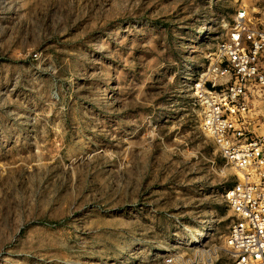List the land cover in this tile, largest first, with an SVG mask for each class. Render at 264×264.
<instances>
[{
	"label": "rangeland",
	"instance_id": "374dc122",
	"mask_svg": "<svg viewBox=\"0 0 264 264\" xmlns=\"http://www.w3.org/2000/svg\"><path fill=\"white\" fill-rule=\"evenodd\" d=\"M243 4L0 0V264H233L192 83Z\"/></svg>",
	"mask_w": 264,
	"mask_h": 264
},
{
	"label": "built area",
	"instance_id": "2783aa9c",
	"mask_svg": "<svg viewBox=\"0 0 264 264\" xmlns=\"http://www.w3.org/2000/svg\"><path fill=\"white\" fill-rule=\"evenodd\" d=\"M219 34L192 83L199 129L235 171L222 188L233 264H264V4L238 7Z\"/></svg>",
	"mask_w": 264,
	"mask_h": 264
},
{
	"label": "bare ground",
	"instance_id": "6f19581e",
	"mask_svg": "<svg viewBox=\"0 0 264 264\" xmlns=\"http://www.w3.org/2000/svg\"><path fill=\"white\" fill-rule=\"evenodd\" d=\"M235 173V172H234ZM236 173H238V175H240L241 173H239V171H237Z\"/></svg>",
	"mask_w": 264,
	"mask_h": 264
}]
</instances>
